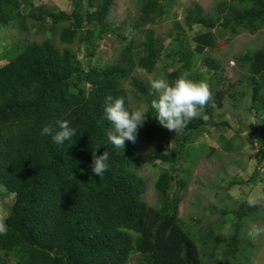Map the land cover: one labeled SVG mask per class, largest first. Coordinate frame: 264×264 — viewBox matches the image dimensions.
Returning <instances> with one entry per match:
<instances>
[{
  "label": "trees",
  "instance_id": "trees-1",
  "mask_svg": "<svg viewBox=\"0 0 264 264\" xmlns=\"http://www.w3.org/2000/svg\"><path fill=\"white\" fill-rule=\"evenodd\" d=\"M34 1L0 0V28L21 34L7 46L0 38L10 59L0 67V184L14 195L3 220L8 231L0 236V264H131L134 259L135 264L245 263L251 242L242 238L243 221L264 215V205L243 200L222 210V216L234 215L227 239L210 227L199 236L190 227L201 220L190 219L188 226L180 215L188 184L181 162L190 158L189 145L212 129L226 152L240 147L238 131L226 136L232 125L216 113L240 86V100L249 97L247 109L256 119L247 127L258 142L255 158L264 164V43L236 57L246 69L237 83L225 77L220 61L205 54L241 32L260 31L264 0H218L214 15L193 3L182 21L174 19L168 42L154 26L170 14L175 0H136L138 17L132 27L143 34L141 41L124 33L125 22L110 21L116 0H69L70 12L35 7ZM194 26L201 28L191 38L188 30ZM31 30L47 38L31 40ZM109 34L123 45L113 62L100 66L97 42ZM75 42L83 47L84 58L72 49ZM203 66L214 81L207 82L210 97L201 116L176 132L167 129L173 146L160 143L148 154L160 163H149L157 171V202L152 205L145 198L140 130L135 143L126 140L123 148L108 142L107 97H122L129 110L143 105L147 118L142 127L151 134L160 125L150 107L156 93L136 70L169 82L184 73L205 82ZM62 119L77 129L72 140L58 145L40 134L43 126ZM105 152L108 168L99 177L91 170L93 153ZM257 170L246 180L234 178L228 187L262 182Z\"/></svg>",
  "mask_w": 264,
  "mask_h": 264
},
{
  "label": "rangeland",
  "instance_id": "rangeland-1",
  "mask_svg": "<svg viewBox=\"0 0 264 264\" xmlns=\"http://www.w3.org/2000/svg\"><path fill=\"white\" fill-rule=\"evenodd\" d=\"M217 2L218 0H175V3L170 8V14L165 16L159 25L154 26L156 35L167 37L168 33L174 29V19L182 21L186 8L193 3L198 4L206 13L214 15ZM41 5L58 8L66 12L71 10L69 0L34 1L35 7ZM137 13L136 0H116L109 19L112 22H125L124 33H129L131 40L141 41L143 34L132 27V20L138 17ZM200 28V26H194L192 30H188L189 37L192 38ZM27 36L31 40L37 41L47 38L43 32H34L32 30ZM0 38L2 44L4 43L3 45L7 46L11 42L20 39L21 34L12 27H1ZM54 39L61 47L58 39L56 37ZM168 41L169 37H167ZM263 43L264 27L255 34L245 31L233 36L226 43L219 42L217 47L206 50L205 54L220 61L224 68L225 77L229 78L233 83H237L241 76L246 73V69L236 63V57L246 50L261 47ZM97 44L99 46L96 52V59L100 66H104L115 60L117 50L122 47L123 42L118 41L115 35L109 34L104 40L98 41ZM3 47L0 46V67L10 60L4 56ZM72 49L78 53L79 57L84 58L83 47H80L78 42L72 45ZM202 71L205 74V82L212 83L214 81L212 73H207L205 66L202 67ZM136 74L148 80H151L154 76L142 69L136 70ZM125 87L132 90L128 82L125 83ZM153 91L155 92V90ZM239 91L240 86H236L232 95L226 97L223 107L216 109V113L224 115L232 125L233 129L229 130L226 136L230 137L234 134L233 131H238L239 137H236L235 141L240 147L233 145L234 151L226 152L222 149L216 130L212 129L210 133H206L189 145L190 161L187 158V161L181 162L183 169L187 171L188 184L183 193L184 198L180 203V215L188 226L192 224L190 219L201 220L198 226L194 227L191 225L190 227L192 231L199 232V236L202 231L210 227V229L215 228L220 239H227L231 234V222L234 215L229 213L222 216L220 215L222 210H231L243 200L264 205V167L260 171L259 176V178H262V182H258V180L256 183L235 184L228 187L229 182L234 178L246 180L253 172L259 171L257 170L259 163L255 158L258 142L256 136L252 134L253 131L247 128L248 124L256 121V119L247 109L250 102L249 97L240 100ZM157 95L156 93V98ZM159 127L151 131V134H147L144 127L141 126L139 128L142 174L147 179L145 198L152 205L157 202L154 187L157 171L152 169L149 163H159V161L150 158V156L148 157V154L152 153L160 143L168 149L173 146V136L170 131L161 125ZM13 199L14 195L0 184V222H3L6 218ZM254 217L251 219L245 218L246 220L243 221L242 238L251 242V247L248 244L246 246L248 248L244 251L245 263L243 264H264V231L255 237L252 236L253 228L264 229V215L257 214ZM211 225L213 226L211 227ZM218 228H220L219 231ZM197 243L199 246L202 245L200 240ZM222 246L223 243H221L220 248H223ZM134 260H132L131 264H135Z\"/></svg>",
  "mask_w": 264,
  "mask_h": 264
},
{
  "label": "clouds",
  "instance_id": "clouds-1",
  "mask_svg": "<svg viewBox=\"0 0 264 264\" xmlns=\"http://www.w3.org/2000/svg\"><path fill=\"white\" fill-rule=\"evenodd\" d=\"M149 84L158 94L157 98L152 100L150 107L156 113L159 124L170 131L181 130L193 119L199 118L201 110L210 97L207 83L194 80L187 73L172 82L161 77L150 80ZM104 118L111 125V129L107 132L108 142L115 147L123 148L126 140L135 143L138 130L145 122L147 113L143 105L129 110L122 97L108 96ZM40 134L50 136L55 144L63 145L76 136L77 129L72 126L71 121L62 119L57 120L55 126H43ZM108 160L107 152L100 156L93 153L92 172L99 177L102 176L107 171ZM260 166L262 170L264 164ZM7 231V226L0 222V236L6 235ZM262 231L264 229L253 228L252 236L255 237Z\"/></svg>",
  "mask_w": 264,
  "mask_h": 264
}]
</instances>
